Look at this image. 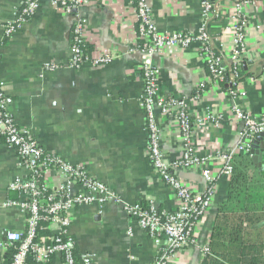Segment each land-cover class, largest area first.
<instances>
[{
  "label": "crops",
  "instance_id": "0c3cea01",
  "mask_svg": "<svg viewBox=\"0 0 264 264\" xmlns=\"http://www.w3.org/2000/svg\"><path fill=\"white\" fill-rule=\"evenodd\" d=\"M148 3L161 31L194 30L199 23L200 0H148ZM216 3L225 12L209 24L218 48L221 39L226 46L232 40L229 33L222 36L230 21L231 2L216 0ZM20 4L21 0H0V81L14 120L29 128L46 151L86 165L91 176L106 183L127 202L146 204L153 200L159 207L174 208L172 190L162 182L147 157L141 74L149 56L133 51L138 20L130 1L92 0L65 14L50 0H42L37 12L7 39L6 26L14 21ZM248 11L252 18L249 54L243 62L244 76L236 86L244 94L239 92L233 97L227 93V86L216 90L208 84L190 104L194 119L203 118L208 112L221 118L219 125L207 121L197 125L196 144L202 151L227 149L237 143V126L231 110L234 102L254 113L264 110V2L249 7ZM78 13L87 20L85 51L108 50L114 58L111 63L81 67L71 64V37ZM151 59L160 71L163 94H196L205 73L197 50L164 51ZM160 121L165 138L163 149L170 155L178 154L181 142L174 115L161 114ZM218 167L216 163L215 168ZM258 168L264 172V165ZM20 173L23 175L24 171L17 168L16 153L0 143V264H9L3 231H23L26 225L21 209L1 207L11 196L10 182ZM184 176L196 188H204L200 175L187 172ZM228 189L229 176H221L215 204L199 229L200 246L211 241L217 208L227 199ZM251 226V238L263 244L264 224ZM70 233L77 252L91 254L95 264H149L156 257L157 247L148 234L116 202L77 208ZM197 247L187 248L178 264H203L206 253ZM53 264H63L62 258L57 255Z\"/></svg>",
  "mask_w": 264,
  "mask_h": 264
},
{
  "label": "built area",
  "instance_id": "2783aa9c",
  "mask_svg": "<svg viewBox=\"0 0 264 264\" xmlns=\"http://www.w3.org/2000/svg\"><path fill=\"white\" fill-rule=\"evenodd\" d=\"M42 0H21L15 11L14 21L6 26L5 38L33 16ZM52 5L71 14L92 0H50ZM138 20L137 42L133 51L149 56L142 65L144 93L142 106L146 115L148 133L147 157L159 178L174 194V208L159 207L155 201L129 203L106 183L91 176L87 166L72 163L58 154L46 151L25 126H20L8 108V96L0 81V143L13 150L17 156V168L24 171L9 184L11 196L1 204L3 208H19L25 216V229L6 230L3 246H14L15 253L10 264H53L59 255L63 264H95L89 253H77L76 241L70 233L77 208L108 202L122 204L127 214L134 217L138 227L146 232L157 247L155 259L149 264H178L180 256L189 247L198 246L203 252H210V241L200 246L198 233L204 217L215 204L217 183L221 176H230L234 158L241 154L251 155L255 138L264 132V110L254 113L234 102L232 118L237 126V143L227 149L200 150L196 144L197 125L207 121L218 123L220 116L206 113L203 118L194 119L191 101L209 86L220 90L227 86V93L236 97L240 92L244 58L249 54L248 33L252 18L249 7H256L264 0H229L230 21L224 26L222 36L231 34L232 40L226 46L221 39L215 47L209 30L211 19L220 18L223 8L216 0H200V19L194 30L161 31L155 21L154 11L148 0H129ZM70 46L71 64L107 65L113 61L110 51H85L88 39L87 20L76 14ZM260 29V25L255 26ZM223 38V37H222ZM199 52L204 65V78L196 87V94H163L160 71L153 64L152 57L164 51L190 50ZM236 87L235 89L233 87ZM236 99V98H235ZM171 114L178 124L180 152L170 155L163 149L164 129L160 115ZM216 163L220 166L215 168ZM195 172L204 182V188L187 182L184 175ZM49 231V243L36 241L38 230ZM133 260V257H131Z\"/></svg>",
  "mask_w": 264,
  "mask_h": 264
},
{
  "label": "trees",
  "instance_id": "16d2710c",
  "mask_svg": "<svg viewBox=\"0 0 264 264\" xmlns=\"http://www.w3.org/2000/svg\"><path fill=\"white\" fill-rule=\"evenodd\" d=\"M217 210L210 252L206 253L203 264H264V243L257 244L251 238V225L264 224V172L249 155L234 158L227 199ZM49 235V231L39 229L36 241L49 243ZM14 253V246H10L9 264Z\"/></svg>",
  "mask_w": 264,
  "mask_h": 264
},
{
  "label": "water",
  "instance_id": "95a60500",
  "mask_svg": "<svg viewBox=\"0 0 264 264\" xmlns=\"http://www.w3.org/2000/svg\"><path fill=\"white\" fill-rule=\"evenodd\" d=\"M253 163L258 166L262 167L264 161V132L260 133L254 140L252 144V150L250 155ZM264 169V168H263ZM3 240L6 241V230L3 231Z\"/></svg>",
  "mask_w": 264,
  "mask_h": 264
}]
</instances>
